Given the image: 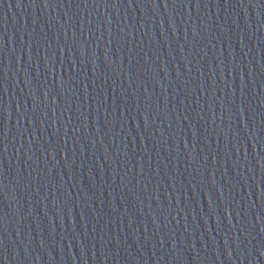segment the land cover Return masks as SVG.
Listing matches in <instances>:
<instances>
[{
    "label": "water",
    "instance_id": "obj_1",
    "mask_svg": "<svg viewBox=\"0 0 264 264\" xmlns=\"http://www.w3.org/2000/svg\"><path fill=\"white\" fill-rule=\"evenodd\" d=\"M0 264H264V0H0Z\"/></svg>",
    "mask_w": 264,
    "mask_h": 264
}]
</instances>
